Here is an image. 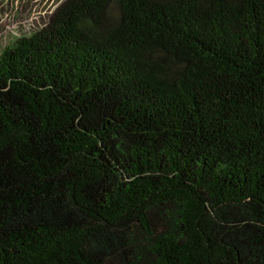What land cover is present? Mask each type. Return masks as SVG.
<instances>
[{
  "label": "trees",
  "instance_id": "obj_1",
  "mask_svg": "<svg viewBox=\"0 0 264 264\" xmlns=\"http://www.w3.org/2000/svg\"><path fill=\"white\" fill-rule=\"evenodd\" d=\"M0 264H264V0H64L6 48Z\"/></svg>",
  "mask_w": 264,
  "mask_h": 264
},
{
  "label": "rangeland",
  "instance_id": "obj_2",
  "mask_svg": "<svg viewBox=\"0 0 264 264\" xmlns=\"http://www.w3.org/2000/svg\"><path fill=\"white\" fill-rule=\"evenodd\" d=\"M64 0H0V54L42 30Z\"/></svg>",
  "mask_w": 264,
  "mask_h": 264
}]
</instances>
